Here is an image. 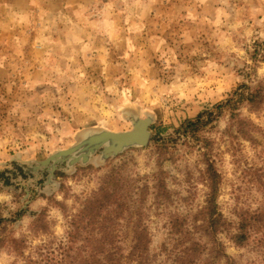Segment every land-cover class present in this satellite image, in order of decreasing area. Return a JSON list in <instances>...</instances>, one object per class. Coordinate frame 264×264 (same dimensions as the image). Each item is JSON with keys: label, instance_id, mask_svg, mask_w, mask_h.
I'll return each instance as SVG.
<instances>
[{"label": "rangeland", "instance_id": "rangeland-1", "mask_svg": "<svg viewBox=\"0 0 264 264\" xmlns=\"http://www.w3.org/2000/svg\"><path fill=\"white\" fill-rule=\"evenodd\" d=\"M242 83L264 85V0H0V264L56 248L112 173L128 198L117 239L128 254L135 223L147 226L152 264L172 263L175 222L191 231L205 223L210 164L228 219L264 210V105L241 107L254 142L228 110L199 140L179 131ZM134 114L153 117L145 147L64 165L52 180L22 166L73 145L85 128L130 130ZM192 237L204 247L194 264H227L203 230L182 239ZM217 238L236 264H264V247Z\"/></svg>", "mask_w": 264, "mask_h": 264}, {"label": "trees", "instance_id": "trees-1", "mask_svg": "<svg viewBox=\"0 0 264 264\" xmlns=\"http://www.w3.org/2000/svg\"><path fill=\"white\" fill-rule=\"evenodd\" d=\"M243 104L249 110L257 111L264 105V85L258 84L254 88L246 83L238 85L229 96L208 110L198 113L196 118L187 119L179 131L182 134L199 140L201 128L215 121L220 113L228 110L231 116V125L238 134L256 141L254 132L256 125L252 120L242 116ZM210 192L207 205L200 214L204 217V224L197 225L192 231L183 228L175 222L172 233H181L176 239V251L171 264H194L196 256L202 253L204 247L201 238H189V242L182 239L186 234H195L198 229L209 235L215 244L216 257H227V264H236L234 259L226 254L223 242L217 238L219 233H226L231 242L237 246L250 244L264 247V210H250L238 208L235 213L237 221L228 219L218 207L216 197L219 188V173L210 164L206 170ZM128 198L123 194L122 185L116 173H112L105 184L87 199L82 210L73 216L69 222L66 237L56 248L47 251L40 249V259H29L27 264H125L126 261H136L138 264H152L149 256L150 240L148 227L135 223L133 226L134 238L128 254L123 252L118 237L121 214ZM42 218V217H41ZM40 220V219H39ZM186 231V232H184ZM202 236V235H201ZM44 249V248H43Z\"/></svg>", "mask_w": 264, "mask_h": 264}, {"label": "water", "instance_id": "water-1", "mask_svg": "<svg viewBox=\"0 0 264 264\" xmlns=\"http://www.w3.org/2000/svg\"><path fill=\"white\" fill-rule=\"evenodd\" d=\"M132 129L126 131H112L106 128L91 127L81 130L77 134L76 142L61 150L50 154L46 159L37 161L33 166L22 164L27 174L37 173L46 169L49 179L55 178V171L66 165L73 168L76 164L86 165L98 154V162H105L132 147H145L150 143V126L153 117L148 115L141 118L132 115Z\"/></svg>", "mask_w": 264, "mask_h": 264}]
</instances>
